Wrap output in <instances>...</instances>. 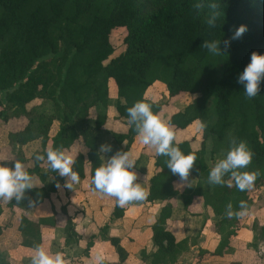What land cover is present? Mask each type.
<instances>
[{"label": "trees", "instance_id": "trees-1", "mask_svg": "<svg viewBox=\"0 0 264 264\" xmlns=\"http://www.w3.org/2000/svg\"><path fill=\"white\" fill-rule=\"evenodd\" d=\"M210 3L219 5L215 27L206 23L213 11L208 7ZM196 4L204 6L197 9ZM241 25L247 26V31L240 39L232 40L226 51L222 43L223 54L215 56L202 48L206 40L231 39ZM115 33L122 46L116 55L111 42ZM254 51L264 54V0H0V92H4L0 120L26 119L21 129L8 132L10 143L19 148L11 160L0 165L25 163L21 146L41 139V149L31 154L25 169L38 178L41 186L26 190L21 200L40 204L49 199L57 183L64 181L51 169L47 151L61 146L70 149L79 142L85 153L77 152L72 168L84 177L87 165L91 187L95 169L101 166L96 132L105 123L107 106L114 95L115 117L127 130L112 133L106 144L112 149L108 153L128 137L138 135L127 112L135 102L149 103L154 113L160 112V105L146 96L154 82L164 83L169 96L193 95L183 109L170 115L167 123L180 130L197 121L207 124L203 130L199 126L191 139L173 141V146L184 154L196 155L197 161L188 180L182 181L167 168L168 157L156 151V171L145 199L163 204L151 226L157 250L142 257H150L151 264H173L187 248L188 239L176 242L166 227L173 209L171 200L180 199L187 208L195 197L201 198L203 206L218 217L217 226L229 236L247 219L250 199L264 184V82L252 99L237 83ZM110 83L115 85V92ZM37 100L41 104L35 103ZM53 120L59 122V129L50 136ZM197 138L200 143L195 147ZM232 139L245 141L254 153L251 164L238 171L260 172L245 191L238 190L230 173L225 175L223 185L208 183L210 169L226 157ZM41 156L43 160L38 159ZM180 182L183 185L176 187ZM240 201L247 203L248 214L242 219L235 215L228 218L227 205L231 203L235 213L240 210ZM61 211L66 214L65 206ZM123 211L115 204L116 217ZM41 225H54L53 215L37 222L21 217L18 229L22 245H40ZM64 231L66 243L80 237L69 216ZM107 239L118 255L113 264H122L126 251L119 239ZM220 252L218 247L215 253ZM0 264H9L2 253Z\"/></svg>", "mask_w": 264, "mask_h": 264}, {"label": "crops", "instance_id": "crops-1", "mask_svg": "<svg viewBox=\"0 0 264 264\" xmlns=\"http://www.w3.org/2000/svg\"><path fill=\"white\" fill-rule=\"evenodd\" d=\"M110 88L115 92L113 83H110ZM114 100L115 95L107 106L105 123L96 132L101 164H106L117 152H129L130 159L135 163L134 170L138 176L136 182L141 183L147 198L150 178L156 171V149L143 144L138 135H132L111 153L100 151L101 145H106L112 139V133H124L127 130L120 119L115 117ZM172 113L163 119L168 121ZM14 119L24 122L16 129L10 126L9 120L7 123L0 122L3 124L0 126V162L11 160L19 148L18 144L10 143L8 132L21 129L26 120L22 117ZM58 129L59 122L53 120L49 135H55ZM40 149L39 138L21 146L22 154L27 159L23 163L25 169L31 154ZM81 149L79 142H76L65 152L74 158ZM81 151L85 153V150ZM67 183L68 178L64 177V181L57 183L56 189L50 193L49 199L40 204L0 199V253L4 254L9 264H31L30 260L35 255V248L22 245L18 229L21 217L37 222L39 218L51 215L54 217V225H41L40 245L50 254L64 253L70 264H99L102 261L105 264L116 263L118 255L108 237H117L126 251L122 264H151V258L143 259L142 254L147 256L157 250L152 241L151 226L158 217L162 201L146 202V198L133 201L123 207L121 216L116 217L113 211L115 204H118L117 199L97 191L93 182L90 187L87 165L84 177H79L78 183H73L71 188L66 186ZM32 185L41 186V183L38 178L32 177ZM176 187L179 185L176 184ZM171 203L173 209L166 220V227L176 242L188 239L187 248L179 253L173 264H264V232H261V227H264V184L257 188L250 199L247 219L229 236H226V230L217 226L218 217L203 206L201 198L195 197L187 208L177 198L171 200ZM62 206H65L67 215L61 211ZM66 216L71 218L74 229L80 233L77 241L72 240V237L68 243L65 242ZM221 239L223 241L220 246ZM218 247L221 252L215 253Z\"/></svg>", "mask_w": 264, "mask_h": 264}, {"label": "clouds", "instance_id": "clouds-1", "mask_svg": "<svg viewBox=\"0 0 264 264\" xmlns=\"http://www.w3.org/2000/svg\"><path fill=\"white\" fill-rule=\"evenodd\" d=\"M203 4H196L197 9L203 8ZM213 11L207 18L206 23L209 27H215L216 21L220 15L217 11L219 5L210 3L208 5ZM247 31V26L241 25L234 31L229 40H206L202 48L207 49L209 53L215 56L223 54L231 46L232 40L240 39ZM264 82V54L252 52L250 62L239 74L237 83L244 86V93L248 99L257 96L261 91V83ZM129 122L135 125L138 138L145 145L154 147L159 155L168 157L167 168L174 175H178L182 181H187L191 170L193 169L197 156L188 153L184 154L180 148L173 146L175 134L172 126L162 119L159 113L152 111V106L143 101H137L127 109ZM200 128L206 129L207 124L197 121ZM110 145H101V152L111 151ZM254 153L245 141L231 140V148L224 159L219 160L208 175V183L211 185H223L225 175L230 173V179L235 181L236 187L240 191L251 188L257 178L260 176L259 170L252 172H240L239 169L247 168L252 160ZM43 160L44 157H38ZM47 161L51 169L58 172L60 176L67 177V187L71 188L73 183L79 182V175L73 171L72 165L74 159L71 155L66 154L63 147L47 151ZM135 163L130 159L129 152H117L106 164L95 169L93 184L100 193L115 197L118 205L123 208L133 201H142L146 198V192L137 183V173L135 172ZM231 186V185H229ZM32 177L25 170L22 162L17 161L13 166L0 165V199L17 202L25 199L26 190L32 189ZM239 211L233 212L231 203L227 205L226 215L232 218L234 215L242 219L248 214V206L245 201L239 202ZM35 255L32 258V264H70L65 259L64 253L56 252L50 254L42 245L35 246Z\"/></svg>", "mask_w": 264, "mask_h": 264}, {"label": "rangeland", "instance_id": "rangeland-1", "mask_svg": "<svg viewBox=\"0 0 264 264\" xmlns=\"http://www.w3.org/2000/svg\"><path fill=\"white\" fill-rule=\"evenodd\" d=\"M118 33H115L111 36V42L115 47V52L114 55L118 54L121 50H122V46L118 44ZM106 62V61H105ZM3 95L4 92L1 91L0 92V98L3 99ZM146 96L150 99H152L153 101H155L156 103H158L160 105V112L159 114L161 115L162 119L164 118V116H166L169 113L175 112L178 109L186 106V104H188L192 98L193 95H190L189 93H181L179 95L176 96H169L166 86L164 83L160 82V81H156L154 82L147 90L146 92ZM40 101L37 100L35 103L41 104L39 103ZM2 110L1 106H0V111ZM93 111V110H92ZM92 111H91V115H92ZM26 120V119H25ZM0 122H2V120H0ZM9 122H10V126L13 129H16L18 127V125H20L21 123H23V120H19L17 121L14 118H9ZM3 123H7V122H3ZM122 126L125 128L126 126L121 122ZM0 126H3V124H0ZM198 123H193L192 125H190L189 127H187L186 129L180 130V129H174L172 127V131L175 134V139L177 141L180 140H189L191 139L194 135H196L197 131H198ZM200 143V139L197 138L195 140V142L193 143V145L195 147H198ZM208 146V144H207ZM184 182H180L178 183L179 186H182Z\"/></svg>", "mask_w": 264, "mask_h": 264}]
</instances>
